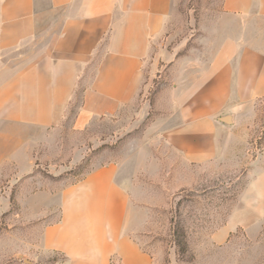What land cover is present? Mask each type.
I'll use <instances>...</instances> for the list:
<instances>
[{
  "label": "crops",
  "instance_id": "1",
  "mask_svg": "<svg viewBox=\"0 0 264 264\" xmlns=\"http://www.w3.org/2000/svg\"><path fill=\"white\" fill-rule=\"evenodd\" d=\"M174 12V0H0V181L8 167L32 173L46 140L136 103L149 74L166 70L156 137L78 181L28 191V204L43 210L39 245L64 257L57 264H155L137 238L150 232L156 206L149 186L162 177L157 145L189 170L178 188L192 186L234 137L233 124L264 98V0H223L212 40L196 54L169 49ZM96 55L69 124L70 101ZM231 230L229 221L214 240Z\"/></svg>",
  "mask_w": 264,
  "mask_h": 264
},
{
  "label": "rangeland",
  "instance_id": "2",
  "mask_svg": "<svg viewBox=\"0 0 264 264\" xmlns=\"http://www.w3.org/2000/svg\"><path fill=\"white\" fill-rule=\"evenodd\" d=\"M222 1L174 0L166 38L169 49L179 56L207 48ZM97 62L96 55L80 78L66 112L69 124ZM165 71L160 66V71L149 74V86L136 103L94 118L81 132L67 131L53 143L46 140L32 173L6 169L0 181V264H57L64 259L40 247L42 220L35 216L43 210L28 204V191L39 190L47 181H78L95 165L127 159L156 137V120L164 109L165 98L159 97V106L157 101L166 82ZM233 126L234 137L220 158L204 164L192 186L178 188L189 170L163 141L157 145L162 177L150 179L149 186L156 206L150 208V232L137 238L155 264H264V98L257 99ZM22 186L26 188L21 208ZM54 218L56 211L45 219ZM229 221L231 232L223 242H216L215 234Z\"/></svg>",
  "mask_w": 264,
  "mask_h": 264
},
{
  "label": "trees",
  "instance_id": "3",
  "mask_svg": "<svg viewBox=\"0 0 264 264\" xmlns=\"http://www.w3.org/2000/svg\"><path fill=\"white\" fill-rule=\"evenodd\" d=\"M12 202H13V198H12Z\"/></svg>",
  "mask_w": 264,
  "mask_h": 264
}]
</instances>
